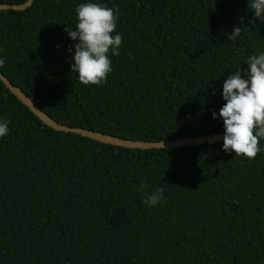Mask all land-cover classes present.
I'll list each match as a JSON object with an SVG mask.
<instances>
[{
	"label": "trees",
	"instance_id": "obj_1",
	"mask_svg": "<svg viewBox=\"0 0 264 264\" xmlns=\"http://www.w3.org/2000/svg\"><path fill=\"white\" fill-rule=\"evenodd\" d=\"M87 2L116 11L122 36L99 86L72 72L78 41L65 31ZM260 53L264 21L248 0H35L0 11V73L56 122L127 140L225 133L223 84ZM0 120V264H264V139L251 161L223 142L116 147L45 126L1 80ZM144 182L165 202L145 205Z\"/></svg>",
	"mask_w": 264,
	"mask_h": 264
},
{
	"label": "clouds",
	"instance_id": "obj_2",
	"mask_svg": "<svg viewBox=\"0 0 264 264\" xmlns=\"http://www.w3.org/2000/svg\"><path fill=\"white\" fill-rule=\"evenodd\" d=\"M248 7L255 18L264 21V0H248ZM76 12L78 23L75 30L65 29L73 41H78L71 70L78 73L79 82L85 86L106 84L108 74L113 70L109 51L119 56L122 44V36L113 35L117 27L116 11L100 3L87 2L79 4ZM242 30L236 26L229 40L239 37ZM4 64L5 61L0 59V67ZM247 64L248 69L243 75L240 68L227 76L222 92L226 103L218 115L225 129L223 150L251 161L261 152L260 141L264 139V53L249 57ZM213 118H217V113L213 112ZM8 132V121L0 120V138L7 136ZM148 189L147 182L139 186L145 205L152 207L165 202L163 188Z\"/></svg>",
	"mask_w": 264,
	"mask_h": 264
},
{
	"label": "water",
	"instance_id": "obj_3",
	"mask_svg": "<svg viewBox=\"0 0 264 264\" xmlns=\"http://www.w3.org/2000/svg\"><path fill=\"white\" fill-rule=\"evenodd\" d=\"M34 1L35 0H28L27 2L20 5L0 4V11H7V10L25 11L33 5ZM0 80L10 90V92L13 95H15L25 106H27L37 118H39V120L45 126H48L54 129L55 131L78 134L85 138H89L94 141L116 147L128 148V149H140V150L171 149V148L200 146L204 144L223 142V136L225 133L211 135V136H200L195 138L166 140L160 142H144V141L122 139L119 137L105 135L102 133L81 129V128L68 127L50 118L33 102L31 98H29L19 88L15 87L11 83V81L1 73H0Z\"/></svg>",
	"mask_w": 264,
	"mask_h": 264
}]
</instances>
